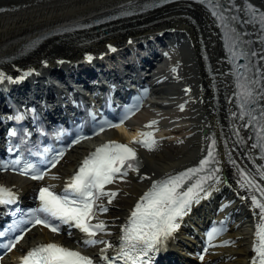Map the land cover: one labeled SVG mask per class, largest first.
Instances as JSON below:
<instances>
[{"label": "bare ground", "instance_id": "1", "mask_svg": "<svg viewBox=\"0 0 264 264\" xmlns=\"http://www.w3.org/2000/svg\"><path fill=\"white\" fill-rule=\"evenodd\" d=\"M239 1L242 3V0ZM251 1L264 9V0ZM126 2L135 5L140 3V0H63L61 2L0 0V6H18V9L0 15V58L18 51L27 38L33 37L41 31L89 20L102 13L117 10ZM185 15L190 19L184 18L183 16ZM120 29H126V31L118 34L112 33L115 30L108 31L111 34L106 38H101L104 34H95L90 37L72 34L56 38L35 51L32 57L17 62L13 66H8L10 71H15L16 67L21 66L24 68L29 67V65L40 67L41 61H43L48 63L50 68H53L59 60L78 62L85 54L97 53L100 55L107 53L106 44H111L114 41L121 42L122 46H126L129 44V40L134 43L146 36H151L166 29H171L174 38H177L189 52V58L186 59V62H175L173 65L176 67H174L173 71H169L166 76L158 80L154 88L156 92L154 94V100L157 102L156 108L146 110L139 118L140 123L143 125L151 121H157L156 125L146 128L148 130L165 129L164 127L169 126V130L172 129L174 134L184 135L180 143H183L188 148L186 146H177V143H164L166 145L165 148L157 149L155 147L149 149L142 144H133L131 142L132 138L146 139V137L141 135L144 132L139 133L135 137H130L126 141L130 147L135 149L143 167L139 174L133 175L134 173H132L130 179L116 180L115 184L108 189L113 190L112 192L119 191L114 202L108 204L107 197L101 200L100 203H103L108 211L104 214H99L94 222L103 221L108 231L100 237V240L107 241L111 245L115 242L119 236L118 228L121 224L128 222L127 218L132 213L134 202L145 191L150 190V186H153L154 182L164 180L170 176H176L187 168L196 165V155H193L191 150L202 149V145L209 143L211 140L217 142L218 146L221 147L224 143L223 141H225L231 153L225 157L220 151L215 168L219 169L215 174L220 177V180L212 185L210 192L213 195L218 192L224 193V191L228 190L235 198L236 205H234L236 210L242 211L241 216L243 219L238 221V215H235L237 224L234 222L235 226L233 224L231 227L237 231L226 235L220 240L221 244L215 250L216 254L211 257V263L251 264L254 256L255 232L257 224L261 222L257 214L259 210L255 209L252 204L250 197L253 193H251L250 189L241 187L242 179L235 173V168H231V170L228 167L231 166V163L232 165L241 166L261 187H264V176L261 175L264 172V168L251 142L249 127L239 120L237 115H233L236 108L232 87L229 86L228 73L223 66L221 58L222 52L218 29L209 17L195 5L191 8L172 6L145 16L142 20L127 24ZM202 41L205 45V51L209 53L211 62L215 64L216 69L219 71L217 77L219 83L217 86L220 93L218 108L213 106L215 98L211 94V90L208 89L209 86L211 87V79L203 70L200 53ZM2 68L6 69V67ZM175 79V89L167 91L170 83L174 84ZM155 81L147 80V86ZM185 86L191 87L192 91L188 97H181L180 88ZM165 104L169 106L167 107ZM171 109L173 113H169ZM189 109L191 110V115L189 114ZM188 117L192 123L182 127L181 122L178 120L188 121ZM172 121L175 122L176 127L171 128ZM222 135L225 138L221 137ZM153 138L156 140L158 137L154 136ZM106 139L118 142L125 141L121 134L116 131H112L109 137L100 138L101 141ZM235 139L239 140L240 143L237 144ZM88 148V143L79 145L58 165L55 172L59 175L71 173L77 163L76 160L81 159V155L87 154ZM167 149L170 150V153H166ZM226 158H229L230 161L226 162ZM226 180L228 182L227 186L224 183ZM49 181L51 182L52 180L50 179ZM0 182L16 185L21 190L29 192L40 186V184L16 179L9 175H0ZM236 193L246 196V200L242 202L237 199ZM251 208H253L252 211L250 210ZM36 236L46 240L50 238L46 232L33 230L27 243H34ZM104 247L106 245L100 244L98 248ZM19 251H15L11 258L18 255Z\"/></svg>", "mask_w": 264, "mask_h": 264}, {"label": "snow or ice", "instance_id": "2", "mask_svg": "<svg viewBox=\"0 0 264 264\" xmlns=\"http://www.w3.org/2000/svg\"><path fill=\"white\" fill-rule=\"evenodd\" d=\"M261 20L264 23V14ZM112 50L115 51V49ZM240 55L247 56L249 53ZM250 55L257 54L253 51ZM88 59L92 58L88 57ZM261 59H264V56H261ZM245 67L248 71H252L248 66ZM0 78H3V74H0ZM242 78L244 83L240 85L239 118L244 119L248 126L260 125L258 136L261 141H264V107L258 113L253 111L256 104L264 100V85H261L260 79H257L255 74L252 77L242 74ZM233 115L236 114L233 113ZM123 122L121 120V123ZM156 123L157 121H152L146 127ZM109 127L118 128L120 124H110ZM141 135L146 139L133 140V143L142 144L149 149L155 147L157 141L153 138L154 133L147 132ZM253 147L264 148V143L254 144ZM213 159V154L210 152L207 158L200 161L198 167L154 182L151 190L145 193L136 204L129 224L124 226L122 243L117 256L113 259H109L107 255L102 256L106 264H115L118 260H123L124 264H148V260L151 259L149 253H155L166 245V242L179 229V221L191 211L192 205L211 195L212 185L220 180V177L215 174L219 169L210 170L205 175L199 174L205 172ZM20 163L19 160L13 161L11 165H3L2 170H8L9 167L15 170ZM53 166H55L54 163ZM128 170L138 171L135 149L128 144L116 141L102 145L83 161L61 194L52 191L51 186L41 188L38 194L40 207L31 213L29 219L20 220L15 227L18 228L20 224H30L32 227L43 225L52 232H58L60 225H69L85 234L87 238L83 243L86 246L104 244L106 248H111L112 245L107 241L96 239L98 233L106 232L105 223L103 221L91 223V221L96 217V210L108 211L107 207L100 203L101 198L107 197V203L111 204L117 195L116 192L105 191V186L114 183L117 179H123L127 176ZM29 172L33 173L31 178L34 180L44 179V173L37 170L35 165L26 163L21 169V174ZM241 174V187L254 190V193L259 194V198L256 194L250 197L254 208L259 210L257 214L261 221L257 224L255 232L254 256L251 264H264V187L257 184L254 178H250L243 169ZM261 175L264 176V172ZM193 177H196L194 182L188 184ZM186 184H188L187 187H185ZM16 199V193L11 188L0 185V205L15 204ZM54 221L59 223H53ZM9 231H12V228ZM219 231L214 229L210 232L208 240L215 239ZM0 235L3 233L0 232ZM22 239L23 234L15 237L4 247L11 251ZM106 248L101 249V252H105ZM21 264H94V261L79 251L55 243H47L31 249L21 257Z\"/></svg>", "mask_w": 264, "mask_h": 264}]
</instances>
